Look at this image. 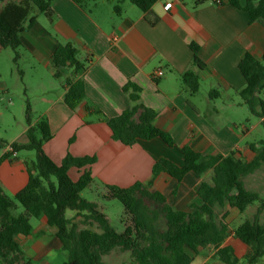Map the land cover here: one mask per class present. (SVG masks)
Masks as SVG:
<instances>
[{
	"label": "crops",
	"instance_id": "crops-1",
	"mask_svg": "<svg viewBox=\"0 0 264 264\" xmlns=\"http://www.w3.org/2000/svg\"><path fill=\"white\" fill-rule=\"evenodd\" d=\"M198 1L160 0L147 15L129 6L116 14L106 0H91L85 7L73 0H55L52 23L37 13L30 16L31 26L22 33L19 50L36 69L60 82L53 94L42 97L43 115L52 134L43 148L53 162L60 165L68 154L96 157L90 166L93 184L127 188L152 180L158 158L182 165L184 146L206 156L233 152L244 161L254 159L250 145L259 142L252 138L257 126L247 128L243 123L247 111L238 91L246 81L239 63L248 53L263 59L264 23H251L249 14L228 0H209L199 6ZM168 2L173 5L165 11ZM149 17L157 22L151 24ZM58 43L73 44L86 62L85 71L75 79L83 81L87 100L75 111L64 102L68 90L65 82L73 77L72 70H65L60 79L54 76L52 55ZM191 44L198 46L199 58L206 68L198 69L193 63ZM159 70L163 75L155 77ZM187 72L200 78L196 94L184 88L182 76ZM129 83L141 88V103L157 112L155 126L170 134L176 147H169L160 139L126 146L114 141L108 125L86 110V105H91L106 117L119 116L134 105L123 90ZM213 90L219 91L220 97L211 100L209 94ZM213 101L230 102L219 105ZM27 129L22 136L26 137ZM26 142L27 137L20 143ZM4 154L5 150L0 159ZM31 161L30 157L21 160L17 154L0 163V184L7 195L14 196L27 185V164ZM82 172L72 169L69 174L77 181ZM212 176V171L202 177L189 173L177 182L163 173L153 179L150 189L162 193L174 210L188 212L192 205L202 203L196 187L203 181L211 183ZM243 182L248 191L264 198V165ZM258 208L259 203H255L241 213L228 201L216 207L218 219L228 226L220 248H232L239 264H244L250 248L235 236V230L253 220ZM260 223L264 224V211ZM31 224L29 236L17 237L26 256L34 264H64L66 253L47 218H32ZM215 253L214 247L205 248L193 256L191 264H226L216 259ZM129 256L127 252L115 251L106 257L108 264H131ZM257 264H264V258Z\"/></svg>",
	"mask_w": 264,
	"mask_h": 264
},
{
	"label": "trees",
	"instance_id": "trees-1",
	"mask_svg": "<svg viewBox=\"0 0 264 264\" xmlns=\"http://www.w3.org/2000/svg\"><path fill=\"white\" fill-rule=\"evenodd\" d=\"M54 1L0 0V52L11 48L17 60L20 57L18 50L22 47L21 35L31 26L30 16L40 13L52 23L55 19ZM73 1L85 7L91 0ZM129 1L149 15L160 0ZM207 1L200 0L197 5ZM228 2L247 12L251 23H264V0ZM114 12L121 14L122 9L116 5ZM148 19L151 24L157 22V19ZM190 48L195 66L206 68L199 58L198 46L191 44ZM52 64L57 79L63 77L65 70H72L73 77L65 82L68 90L64 102L75 111L87 100L83 81L75 79L85 71L86 62L73 44L58 43L52 55ZM239 70L246 81L245 87L238 91L242 104L264 125V57L258 60L246 54L239 63ZM182 79L184 88L190 93L199 91L200 78L196 73L187 72ZM123 90L134 105L119 116L106 117L100 110H93L91 105H86V110L108 125L114 141L126 146L138 141L160 139L169 147H176L171 135L155 126L157 112L141 103V88L129 83ZM219 97L217 90L209 94L211 100ZM29 111L28 107V114ZM27 120V142L11 145L17 153L35 151L36 158L27 164V185L14 196H8L0 184V264H34L21 249L17 237L29 236L32 232L31 219L42 216L55 229V236L62 244L67 256L64 264H106L104 257L115 251L129 253L131 264H191L193 256L208 247L216 249L214 257L221 262L239 264L240 260L232 248H220L228 235V226L218 219L216 207L226 201L241 213L259 203L254 219L241 224L235 230V236L250 248L244 264H257L264 258V224L260 223L264 198L248 191L243 182L246 176L264 165V140L250 145L255 157L249 162L237 158L233 152L226 156H206L188 146L181 148L182 165L164 157L158 158L152 169L153 179L164 173L181 182L189 173L202 177L212 171V182L203 181L196 187V194L202 203L192 205L188 212L174 210L162 193L152 191L153 179L147 184L137 182L127 188L104 185L103 197L118 200L125 209L124 231L118 232L99 211L98 205L81 195L94 182L90 166L96 162V157L68 154L60 165L56 164L43 148L52 138L48 122L43 120L33 126L30 118ZM12 156V153L4 154L0 163ZM72 169L83 170L77 181L69 174ZM19 206L24 209L23 213H18ZM67 210L75 211L76 217L67 218Z\"/></svg>",
	"mask_w": 264,
	"mask_h": 264
},
{
	"label": "rangeland",
	"instance_id": "rangeland-1",
	"mask_svg": "<svg viewBox=\"0 0 264 264\" xmlns=\"http://www.w3.org/2000/svg\"><path fill=\"white\" fill-rule=\"evenodd\" d=\"M106 1L112 6H119L122 10L125 6L133 7L137 11L140 10L131 4L129 0ZM37 14L41 19H46L43 14ZM18 53L20 57L15 60L16 53L13 49L7 48L0 52V155L12 143H20L26 139L22 135H24V130L28 128V118L34 126L45 120L43 115L45 105L42 102V97L45 94H53L60 87L59 80L50 79L46 74L44 75L36 69L38 67L34 66L32 60L23 51L18 50ZM213 102L221 105L230 101ZM28 107L30 108L29 114ZM242 107L247 111L245 117H243V123L247 128L257 126L252 138L256 141L264 140V125L260 119L252 116L246 106ZM228 115L229 113L226 112L224 117L227 118ZM17 154H19L21 160L29 157L31 160L36 158L35 151L23 150ZM104 190V187L100 184H92L81 195L84 199L96 203L99 211L109 219L112 227L118 232H123L125 209L118 200L105 199L103 197ZM23 212L24 209L19 206L18 213ZM66 217L69 219L74 218L76 212L67 210ZM128 260L131 262L130 256ZM104 261L108 264L107 257H104Z\"/></svg>",
	"mask_w": 264,
	"mask_h": 264
},
{
	"label": "built area",
	"instance_id": "built-area-1",
	"mask_svg": "<svg viewBox=\"0 0 264 264\" xmlns=\"http://www.w3.org/2000/svg\"><path fill=\"white\" fill-rule=\"evenodd\" d=\"M172 5H173L172 2H168V3H166L165 6H164V10H165V11L170 10V9L172 8ZM114 39H116V38H114ZM163 73H164V72H163L162 70H159V71L155 74V77H160V76L163 75ZM5 151H6V153H12L13 157H16V156H17V152L14 151L12 145H10Z\"/></svg>",
	"mask_w": 264,
	"mask_h": 264
}]
</instances>
